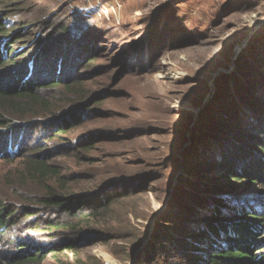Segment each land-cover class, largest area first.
Wrapping results in <instances>:
<instances>
[{
  "label": "rangeland",
  "instance_id": "1",
  "mask_svg": "<svg viewBox=\"0 0 264 264\" xmlns=\"http://www.w3.org/2000/svg\"><path fill=\"white\" fill-rule=\"evenodd\" d=\"M106 1L121 6L109 18L100 9ZM20 5L13 17L18 28L28 26L26 31L19 30L21 38L14 47L24 51L33 45L29 58L34 51L47 49L52 53L48 61L65 50L76 55L77 50L85 49L84 66L79 67L82 59L74 66V80L82 79L77 91L100 98L87 106L86 118L62 136L66 140L83 137L82 141L92 143L90 152L75 157H53L49 149L44 153L63 174L85 175V182L74 189L96 188L113 180L114 186L99 197L120 194L90 231L91 242L81 246L78 254L47 252L41 263L27 264H124L149 225L152 241L163 230L156 226L155 215L165 207L175 176L183 172L189 181L206 183L216 173L222 153L240 148L236 138L251 133L252 127L260 126L253 135L261 140L243 145L254 160L260 157L259 144H264V32L259 33V28L264 26V0H22ZM84 7L91 11L86 12V19L81 18L86 14ZM26 13L29 16H23ZM67 26L71 32L64 38L61 28ZM157 48V53L152 51ZM121 52L127 54L125 68L115 64ZM94 56L98 59L86 65ZM236 78L246 85L241 86L242 91L261 101L257 109L250 111L240 94L228 91ZM68 91L49 90L53 108L69 105L65 101ZM231 96L241 107L235 123L225 117L217 120ZM193 111L202 116L201 122L197 136L185 147L183 142L191 135L184 127L193 120ZM47 130L36 129L27 135L34 142ZM51 135L49 132L43 141ZM25 150L15 160L0 156V199L14 205L16 212L33 206L45 194L24 165V155L33 149ZM257 189L264 190V185L257 184L252 191ZM33 219L17 218L16 231L10 232L17 237L13 241L34 233L28 228ZM2 242L4 257L19 253L12 243ZM77 257L81 263L75 262Z\"/></svg>",
  "mask_w": 264,
  "mask_h": 264
},
{
  "label": "trees",
  "instance_id": "2",
  "mask_svg": "<svg viewBox=\"0 0 264 264\" xmlns=\"http://www.w3.org/2000/svg\"><path fill=\"white\" fill-rule=\"evenodd\" d=\"M21 2L0 0V156L15 160L13 157L23 148L26 153L33 149L24 155V165L31 178L41 184L45 194L39 196L33 206L23 208L21 212H16L14 205L0 199V242L3 241L5 245L12 243L19 252L9 258L4 257L0 249V264L41 263L47 252L66 250L78 254L81 246L91 242L90 231L100 224L112 201L120 195L116 198L99 197L114 186L116 181L113 180L102 182L96 188L76 190V184L85 182L82 181L85 175L63 174L57 165L51 163L50 156L75 157L90 152L92 143L82 141L83 137L66 140L62 136L86 118L87 106L100 101V98H96L100 92L90 96L77 91L82 79L74 80V66L83 58L85 49L77 50L76 55L65 50L53 61L49 60L54 63L52 65L48 61L52 53L47 49L39 53L34 51L29 58L27 54L33 45L24 51L21 47H14L21 38L19 30L26 31L28 26L24 24L18 28V21L13 17L15 11L21 10ZM83 9V13L91 12L85 7ZM23 16L29 15L26 13ZM87 16L86 13L81 18L86 19ZM61 29L64 30L63 37L68 38L70 28ZM259 30V33L264 32V26ZM97 46L100 47V42ZM152 51L157 53L158 48ZM126 56V52L118 54L115 64L124 67ZM96 59L92 57L86 65L93 64ZM83 66L82 59L79 67ZM227 77H224L225 80ZM235 81L228 88V91H232L231 95L240 94L246 108L250 111L257 109L261 101L251 92L242 91L243 82L238 83L237 78ZM58 88L69 90L65 96L69 105L64 108H53L54 98L49 90ZM70 94L74 97H70ZM231 97L232 100L226 103L225 111L220 113L217 120L225 117L235 123L236 113L239 114L241 107ZM201 117L198 116L192 127L190 124L184 127L191 137L183 142V146L197 136ZM259 127H252L251 133L236 138L241 147L232 153H222L216 173L206 183L189 181L183 172L177 178L173 174L171 182L175 176L176 184L166 196L163 210L155 215L156 226L163 230L152 241L149 235L152 226L149 225L132 245L124 264L127 261L131 264H264V190L252 191L257 184L264 185V144H259L260 157L257 160L246 153L247 148L243 145H249L248 140H261L260 136L253 135ZM44 128L48 129L46 133L38 135V140L30 141L28 132ZM49 132L52 134L50 139L43 141ZM261 133H264V129ZM57 138L62 140L56 143ZM47 149L53 153L49 157L44 153ZM86 159L91 161L88 157ZM183 183H188L187 187L182 188ZM171 203L175 205L169 207ZM165 210L167 214L163 215ZM19 216L34 218L30 221L31 226H28L34 233L17 242L13 241L17 237L10 232L16 231ZM139 248H142L141 253L134 254ZM77 261L81 263L79 257Z\"/></svg>",
  "mask_w": 264,
  "mask_h": 264
},
{
  "label": "built area",
  "instance_id": "3",
  "mask_svg": "<svg viewBox=\"0 0 264 264\" xmlns=\"http://www.w3.org/2000/svg\"><path fill=\"white\" fill-rule=\"evenodd\" d=\"M121 6L118 3H113L108 1L105 2L104 6L101 9V12L106 15L108 18L112 14H117L120 11Z\"/></svg>",
  "mask_w": 264,
  "mask_h": 264
},
{
  "label": "water",
  "instance_id": "4",
  "mask_svg": "<svg viewBox=\"0 0 264 264\" xmlns=\"http://www.w3.org/2000/svg\"><path fill=\"white\" fill-rule=\"evenodd\" d=\"M194 113H195V112L193 111L192 114H191L192 116L194 115V118H193V120H192L191 123H190V126H191V127L193 126L194 122H195L196 119L198 118V117H197L198 114H197V113L194 114Z\"/></svg>",
  "mask_w": 264,
  "mask_h": 264
}]
</instances>
